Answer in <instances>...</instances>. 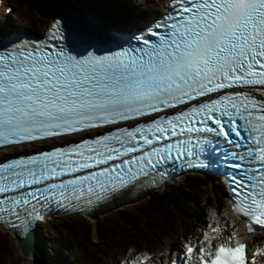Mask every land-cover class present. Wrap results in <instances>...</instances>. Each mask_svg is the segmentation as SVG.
Wrapping results in <instances>:
<instances>
[{"label": "snow or ice", "instance_id": "1", "mask_svg": "<svg viewBox=\"0 0 264 264\" xmlns=\"http://www.w3.org/2000/svg\"><path fill=\"white\" fill-rule=\"evenodd\" d=\"M169 7L162 24L134 36L135 46L79 56L53 44L0 50V148L50 145L0 162V224L35 219L38 206L99 202L168 160L205 167L199 156L207 146L232 161V211L248 233L264 230V0ZM60 23L51 40L61 38ZM258 258L264 246L249 252L218 224L168 257L170 264ZM150 260L141 254L130 264Z\"/></svg>", "mask_w": 264, "mask_h": 264}, {"label": "rangeland", "instance_id": "2", "mask_svg": "<svg viewBox=\"0 0 264 264\" xmlns=\"http://www.w3.org/2000/svg\"><path fill=\"white\" fill-rule=\"evenodd\" d=\"M28 1V0H27ZM30 1V0H29ZM33 1V0H31ZM125 2H128V4L130 5L129 0H124ZM138 0H134V3H136V7H139L138 5ZM26 3L22 1H20V4L17 5V7L14 9V11H12V13L9 15L10 18L13 21H19L21 20V22L25 21V18H23V14H22V8ZM120 9H116V12H121L123 11V7L124 5L122 3H120ZM131 7V5H130ZM18 8V9H17ZM102 9V8H101ZM132 9V7H131ZM18 11L20 12L21 17L19 18L18 15ZM133 11V9H132ZM9 18V17H8ZM141 18V17H140ZM140 18L137 20L138 22L140 21ZM2 22V21H1ZM4 22V21H3ZM5 24V25H4ZM3 27H7L6 23H3L0 25V28ZM179 187L181 188V190H184V195H189L190 197L192 196L194 198V202L193 203H185L184 207L186 208H192L190 211L191 213H196V214H202L200 212V209H193L194 203L196 202V199H201L202 196H206V189H208L207 191H210V189L208 187L204 188V187H197V189H192V187H188V183L185 180H182V182L180 183ZM187 191H186V190ZM198 191H201V193H198ZM131 205V204H129ZM115 208V206L113 207ZM142 208V206L139 207H135V206H124V209L126 212V214H130V213H137L138 209ZM117 208H115L116 210ZM108 216H106L103 220L101 219V221L106 222L108 225H111L112 228L110 229V232L107 233L108 238L107 240H105L106 243V247H102V249L104 250V256L105 259L102 261L103 264H114L115 260L117 261L121 256H123L124 253L130 251L126 250L125 252L121 251V248H123V244H138V245H145V242L139 241L137 242L136 238H133V233L131 231L126 230L128 227L125 228V226L120 222L119 220V216H120V211L122 209H118L116 211H114V209H108L105 211V213H110ZM187 210V209H186ZM114 211V212H113ZM103 215V214H102ZM100 218V217H98ZM91 222H89L86 219H83L81 217H77V218H59L56 220H53L50 223L45 224L43 227H39V234L41 237L42 244H40V248L38 250V252L36 253L35 259L34 260H30V259H26L23 254L21 253L20 249L17 247L14 238L12 237V235H10L6 228L4 227H0V256H3V258H0V264H58L57 262L59 261H64L66 259H68L69 261V256L68 255H64V253L59 250L55 245H53L54 241L58 239V237L61 238V236L63 238H72L69 236V234L71 233V229L73 230H84L86 227L91 226L93 229L92 232V236L94 238V240H98L95 231H94V220H90ZM101 222V223H103ZM197 222V221H195ZM103 224H101L102 226ZM181 226H185V224H183V222H181ZM198 226V225H197ZM52 227H55V229H52ZM50 230H53L52 232H50ZM190 232V230H188ZM43 232H45L43 234ZM181 232H178L177 234L172 233L170 235H168V238L166 239L165 243L166 245H164L163 247V251L161 253H157V255L164 254L166 251L171 250L172 248L176 247L179 245L180 240H181ZM58 236V237H55ZM132 236V237H130ZM112 241V242H110ZM118 241H120V244H118ZM153 240L149 239V242H151ZM105 245V244H104ZM63 253V254H62ZM93 256H95V254H92Z\"/></svg>", "mask_w": 264, "mask_h": 264}, {"label": "trees", "instance_id": "3", "mask_svg": "<svg viewBox=\"0 0 264 264\" xmlns=\"http://www.w3.org/2000/svg\"><path fill=\"white\" fill-rule=\"evenodd\" d=\"M192 180V179H191ZM174 189L170 192L166 191L163 195L153 197L151 198L148 203H146L140 210V216L142 220L147 221H157V220H163L167 216L163 213V210H167L169 207V204L172 202L174 198ZM165 216V217H164ZM120 221L125 224V226L129 228H136L140 230L139 221L135 217H133L132 214H125L124 212H121L120 215ZM112 226L108 225H97V237L100 240H103L104 238H107V233L110 232V229ZM83 232V241H91L92 234H91V228L90 226L86 227Z\"/></svg>", "mask_w": 264, "mask_h": 264}, {"label": "bare ground", "instance_id": "4", "mask_svg": "<svg viewBox=\"0 0 264 264\" xmlns=\"http://www.w3.org/2000/svg\"><path fill=\"white\" fill-rule=\"evenodd\" d=\"M29 1V0H28ZM113 1V0H112ZM146 2H147V6L151 9V11L152 10H154V9H156L157 7H159L160 5H161V0H145ZM33 2L35 3V4H44V1L43 0H33ZM111 2V1H110ZM83 10H85L81 5H79ZM86 11V10H85ZM145 10L143 9V10H137V12L138 13H140L141 15H143V14H145V12H144ZM88 12V11H87ZM86 13V12H85ZM105 20V19H104ZM12 29V28H11ZM122 29H123V27H122ZM13 32H10V33H12L11 35L13 36V37H19V33L17 32V31H15V29H13L12 30ZM3 151H8V149H4ZM0 153H2V151L0 150ZM210 177H212V176H210ZM211 179H213V178H211ZM125 196H122V198H124ZM144 197H145V195L143 194V193H141V194H139L136 198H134L133 200H126L123 204H121L122 206H125V205H129V204H134V205H136V202H138V201H144ZM121 205H113V202H111V203H109L105 208H103V210L100 212V213H102L103 215H107V214H109V213H105V211L106 210H108V209H114V211H115V208H121L122 206ZM115 206V208H113ZM119 206H121V207H119ZM187 209V211H192L190 208H186ZM109 212H110V210H109ZM97 215H99L100 216V214H97ZM93 220H94V218H93ZM240 235L243 237V238H246V239H252V237L250 238V236H247V235H245L244 234V232H242V233H240ZM40 244H42V241H41V243ZM69 244V246H70V243H68ZM0 258H3V256H0ZM27 259V258H26ZM60 259L61 258H59V261L57 262L58 264H71L69 261H68V259H66V260H64V261H60ZM78 264H80L79 262H77ZM24 264V263H23Z\"/></svg>", "mask_w": 264, "mask_h": 264}, {"label": "water", "instance_id": "5", "mask_svg": "<svg viewBox=\"0 0 264 264\" xmlns=\"http://www.w3.org/2000/svg\"><path fill=\"white\" fill-rule=\"evenodd\" d=\"M17 245L21 248L22 253L27 258H32L33 249L38 247L37 238L35 233H32L25 240L16 239Z\"/></svg>", "mask_w": 264, "mask_h": 264}]
</instances>
